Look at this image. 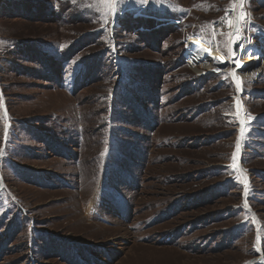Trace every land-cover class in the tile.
<instances>
[{"label": "rangeland", "instance_id": "1", "mask_svg": "<svg viewBox=\"0 0 264 264\" xmlns=\"http://www.w3.org/2000/svg\"><path fill=\"white\" fill-rule=\"evenodd\" d=\"M234 2L0 0V264H72L41 232L96 264H264V64L234 81L191 52ZM244 2L242 44L264 54V0Z\"/></svg>", "mask_w": 264, "mask_h": 264}, {"label": "bare ground", "instance_id": "2", "mask_svg": "<svg viewBox=\"0 0 264 264\" xmlns=\"http://www.w3.org/2000/svg\"><path fill=\"white\" fill-rule=\"evenodd\" d=\"M248 17L249 15L244 0L242 3L240 0H237L213 24L212 39L206 40L202 36L197 37L191 42V52L206 62L229 66L228 68H231L230 70L234 81L241 77L244 80L243 77L246 74L249 77L256 75L257 71L264 64L263 60H260L261 62L258 60L259 52H253L251 48H240V43L243 41L242 34L244 33L241 23ZM232 30H235V34L228 46V55L227 52L225 54L224 51L220 50L217 36L228 31L232 32Z\"/></svg>", "mask_w": 264, "mask_h": 264}, {"label": "trees", "instance_id": "3", "mask_svg": "<svg viewBox=\"0 0 264 264\" xmlns=\"http://www.w3.org/2000/svg\"><path fill=\"white\" fill-rule=\"evenodd\" d=\"M168 17H170V16H168ZM139 20H141L142 23H145V21H147V20L152 21V18H148V17L142 16ZM171 25H175V24H171ZM171 25H166V26L169 28V27H172ZM149 29L150 28L147 27L145 30L147 31ZM92 62H94V61H92ZM88 64L90 65V63H88V62H82L80 64L81 67L79 69V74L76 75V77H75V80H74L75 83L73 85L74 89L72 91H74V90L76 91V89L78 87H80L81 85L89 82L93 78L92 77L93 73L92 74L90 73V71H89L90 67H89ZM89 75H91V76H89ZM196 79H198V78H196ZM114 95H115V93H114ZM133 105L135 107L134 109H137L138 112H139V107L137 108V104H133ZM111 121H112V118H111ZM262 174H264V173H261V175ZM187 178H188V175H187ZM221 189L222 188L217 189V193L215 194V196H212L211 192H210L208 197H206V195H204V196H200L199 195L198 198L195 199L194 204H196V203H200V205L211 204V202L215 198L220 197V195L222 194L221 191H220ZM178 209L179 208H177V210H176V207H175V208L166 210L165 213H164V215L166 216L165 218H168L169 214L173 215V213L178 212ZM19 218H18V220H19ZM179 228H184V227H179ZM181 230L182 229H178V230H175V231L171 232V235L173 236L174 239L175 238L177 239L178 237H180L182 235V234H180L181 232L180 233H176L177 231H181ZM10 231H13V230H10ZM41 233H42V237H41L42 242H45L47 244L48 249L52 252V254L58 255L59 258L67 259L68 262H70L72 264H83L82 262H80L79 259L75 258V254H78V251L80 253L84 252L83 248L81 247L82 245H78V244H75L73 242H69L66 239H55L53 237V239H55V241H54L50 237L48 238V236L46 235L47 233H44V232H41ZM235 238H236V236H235ZM2 246H4V245H2ZM32 248H33V244H32ZM78 255H77V257H78ZM82 256H83V260L84 261L90 262V258L88 256H86V255H82Z\"/></svg>", "mask_w": 264, "mask_h": 264}, {"label": "flooded vegetation", "instance_id": "4", "mask_svg": "<svg viewBox=\"0 0 264 264\" xmlns=\"http://www.w3.org/2000/svg\"><path fill=\"white\" fill-rule=\"evenodd\" d=\"M228 124V125H227ZM226 125V127H229V126H231V128H232V131H233V123H232V125H230V123H229V121H228V123H226L225 124ZM113 128V127H112ZM226 132H231L230 130H229V128L227 129V130H224L223 131V133H226ZM226 135H228V134H222V138H225L226 139ZM133 162V161H132ZM139 170V169H138ZM130 172V171H129ZM131 173V172H130ZM262 173H264V172H262ZM131 174H134V175H137V176H139L137 173H135V172H132ZM126 177L127 176H130L133 180H135L137 177H133V175H125ZM193 175H188V178H190V177H192ZM187 178V179H188ZM134 185H135V187L136 188H139V186H140V183H139V179L137 178L136 180H135V183H134ZM212 190H210V191H208V192H206V193H202V194H197V195H193V196H191V197H184V198H181L179 201H178V207H176V205H174L176 208H181L182 209V207H185L184 209H186V208H193V207H197V206H201L200 205V203H196V204H194V201H195V199H197L198 198V196L200 195V196H204V195H206V197H208L209 196V194H210V192H211V195H212V193L214 192V191H216V193H217V189H219V188H222V189H224L225 187L224 186H222V187H219V188H217V187H210ZM212 196H215V195H212ZM215 199H217V198H215ZM215 199L211 202V204L215 201ZM188 201V202H187ZM187 202V203H186ZM186 203V204H185ZM183 209V210H184ZM181 212V210L179 209V213ZM179 213H176L177 215L179 214ZM176 214L175 215H172V214H169V217L171 216V217H174V216H176ZM168 217V218H169ZM215 221V220H214ZM197 222V221H196ZM196 222H193L192 224H194V223H196ZM207 221H205V223H206ZM189 224H184L182 227H184L185 229H186V227L188 226ZM183 229V228H182ZM233 230L234 229H229L228 230V233L226 234V238L225 239H227L228 237H231L232 238V234L234 235L233 237L235 238V236H236V232H233Z\"/></svg>", "mask_w": 264, "mask_h": 264}, {"label": "built area", "instance_id": "5", "mask_svg": "<svg viewBox=\"0 0 264 264\" xmlns=\"http://www.w3.org/2000/svg\"><path fill=\"white\" fill-rule=\"evenodd\" d=\"M235 2L237 1V0H234ZM234 2V3H235ZM243 23V22H242ZM242 23H241V26H242ZM234 33H235V30H234ZM242 36H243V34H242ZM243 38V37H242ZM243 42V41H242ZM242 42L240 43V45L242 44ZM187 44H188V41H187ZM240 48H247V47H245V43L244 44H242L241 46H240ZM253 48V47H252ZM185 57L187 58V55L185 54ZM187 61H188V59H187Z\"/></svg>", "mask_w": 264, "mask_h": 264}, {"label": "snow or ice", "instance_id": "6", "mask_svg": "<svg viewBox=\"0 0 264 264\" xmlns=\"http://www.w3.org/2000/svg\"><path fill=\"white\" fill-rule=\"evenodd\" d=\"M150 2V0H140L141 4H148ZM240 2L242 3L243 0H240ZM238 63V62H237Z\"/></svg>", "mask_w": 264, "mask_h": 264}]
</instances>
